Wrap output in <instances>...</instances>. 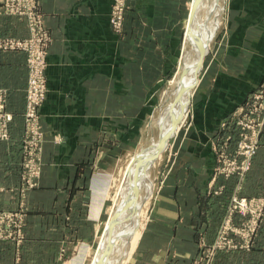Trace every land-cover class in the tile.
Returning a JSON list of instances; mask_svg holds the SVG:
<instances>
[{
	"label": "crops",
	"instance_id": "0c3cea01",
	"mask_svg": "<svg viewBox=\"0 0 264 264\" xmlns=\"http://www.w3.org/2000/svg\"><path fill=\"white\" fill-rule=\"evenodd\" d=\"M38 1L52 37L40 110L44 165L23 210L24 243L0 241V264H52L73 240L70 231L92 220L81 210L92 164L118 141L132 140L134 125L148 115L162 82L178 67L192 0H128L122 33L111 26L113 0ZM225 15L192 96L188 125L176 136L126 264H201L200 248L213 242L222 220L236 180L214 178V141L222 121L264 80V0H229ZM0 34L29 35L26 18L5 13L3 0ZM27 81L26 54L0 49V87L7 89L14 113L10 139L0 140L2 209L20 205ZM114 180L109 174L106 186ZM106 186L94 196L99 211L109 195ZM242 193L264 195V132ZM77 209L79 222L73 225L69 215ZM252 247L249 258L250 252H220L214 264H264V223Z\"/></svg>",
	"mask_w": 264,
	"mask_h": 264
},
{
	"label": "built area",
	"instance_id": "2783aa9c",
	"mask_svg": "<svg viewBox=\"0 0 264 264\" xmlns=\"http://www.w3.org/2000/svg\"><path fill=\"white\" fill-rule=\"evenodd\" d=\"M3 5L7 8V13L25 17L29 28L27 37L0 35V49H23L28 53L29 77L22 138L23 185L24 189L28 190L38 185L37 178L41 170L40 153L43 131L40 124V107L48 92L46 69L52 37L45 26L38 0H3ZM127 8L128 0H113L110 22L117 33H122L124 30ZM231 116L223 121L221 134L218 136L221 139V157H219V169L216 174L226 177L238 174L244 177L253 165L259 146V134L264 123V83L252 95L251 100L237 106ZM13 120L14 113L8 109V91L0 87V140L10 138ZM234 126L237 131L236 136L230 132ZM249 128L254 130L251 136L247 133ZM235 213L248 217L245 225L248 226L249 234L253 238L264 216V202L260 198L234 194L230 199L215 248H220L222 242L226 240L224 235L228 229H233V226L229 224ZM13 216L10 211L0 209V240L14 237V231L18 230L20 224L16 223L17 216L14 219ZM233 230L238 231L235 228Z\"/></svg>",
	"mask_w": 264,
	"mask_h": 264
},
{
	"label": "rangeland",
	"instance_id": "374dc122",
	"mask_svg": "<svg viewBox=\"0 0 264 264\" xmlns=\"http://www.w3.org/2000/svg\"><path fill=\"white\" fill-rule=\"evenodd\" d=\"M222 2L224 4V9L222 10V13L220 14V8H218V10H217V14H218L217 16L219 17V22L221 21L220 22L221 26L218 24V26H217L218 28L216 29V31H215L216 33L214 34V37L210 42V47H209L207 54L205 55V59H206L208 53L211 51L215 40L218 39V35H220L219 33H220L221 29L225 25V16H226L225 14L227 12V4L229 3V0H222ZM39 5H40V3H39ZM6 11H8V10L4 6V12L7 13ZM40 11H42L41 8H40ZM7 14H9V13H7ZM10 15H17V14H10ZM187 19H188V17H187ZM187 19L184 22L185 25H186ZM185 25H184L183 37H184V32H185ZM0 35H3V34H0ZM6 36H13V35H7L6 34ZM14 37H18V36H14ZM184 48H185L184 39H182V45H181L182 54L180 55L181 57H180V62L178 64V67L162 82L159 90L157 91V95H156L154 103L151 104L149 107L148 115L142 121L137 122V124L134 125V129H133V133H132V140L130 142H127V143H125V141H122V143H119V141H118V143L116 144V146L114 147V150L112 152L102 154L103 156L100 157L98 163L92 164V168L90 169L88 179H87V188L89 190L88 196L85 197V202H86L87 206H85L84 204L81 205V210H83L84 212H87L85 216H89V218L92 217L91 218L92 220L91 221L88 220L87 223H79L80 229L77 226L79 229V232L76 231V233H75V232L70 231V233H69L70 239H73V240L69 243V247H68V245L67 246L63 245V247L65 246L64 249L63 250L60 249V251L61 250L63 251V252L62 251L60 252V253H62V254H60L62 256L60 258H56V256H55V259H51L52 264H90V262L94 256L95 249L98 245L99 232H100L101 228L104 226L105 221L110 217L109 215L112 213V211L114 209L117 208L118 202L120 201L121 196H120V194H118L119 195L118 196L116 193H117V189H119L117 187V185H120L118 183H120L119 180L121 179L120 176H121L122 171L124 169V165H125L126 161L129 160V158L132 155H135L136 151L139 148H141L142 144L144 146V145L152 142V140L155 136V133L160 126V121H161L160 114L162 112L161 109L164 108V106L167 104V98L163 97V95H164L163 92L165 90L164 96L170 95L169 94V93H171L170 91H172V89L175 88V86H176V83L171 82V81L174 79L179 80V78L183 74V71L185 69L184 68L185 62L182 60ZM18 51L24 52L26 54V60L28 61V53L23 49H18ZM205 59H204V62H205ZM182 61H183V66H182ZM27 67H28V62H27ZM203 67H204V65H203ZM203 67H202V70H203ZM202 70H201V72H202ZM201 72H200V74H201ZM28 77H29V69H28ZM199 78H200V76H199ZM263 83H264V80L256 89H254L248 95V97L246 98V100L242 104L249 102L251 100L252 95L263 85ZM166 91H167V93H166ZM45 100H46V98H45ZM43 103H42V105H43ZM190 107H189V113H190ZM40 110H41V107H40ZM231 115H233V112L226 119H229L230 117H232ZM188 119H189V117L187 118V121L185 122L186 124L184 123L185 125L184 124L181 125V128L177 131V133L175 135H173L172 137H169L168 147L163 152L162 160L160 161V163L157 166L152 168V169H155V170H153V175H151L152 171L150 174V181L152 182V186H153L152 191L153 192L151 194L152 196L151 197L149 196L148 202L145 203V205L142 209V212H143L142 215H144V216L142 217V215H141V217H140V219H142V220L145 217L143 220L145 224L149 219L150 210H151V207L153 205V201L155 198L156 191L159 187L160 182L162 181V177H163V173H164L163 169L165 166V162H166L168 155L170 154L171 150L173 149V145H174V142L176 140V136L180 133V131L184 127H186L188 125ZM222 123H223V121H222ZM222 123H221V125H222ZM40 124H41V128H42L41 113H40ZM10 131H11V127H10ZM42 131H43V128H42ZM253 131H254L253 129L249 128L247 133L250 134V136H251ZM230 132L236 136L237 131H236L235 126L230 130ZM263 132H264V123L262 125L261 131L259 134V146L257 149V153L254 156V159L258 154V150H259V147L261 144ZM10 137H11V135H10ZM44 137H45V134L43 131L42 150L40 153L41 170H40V175L37 178L38 185L35 188H37L39 186L40 177H41L42 171H43V165H44L43 152H44V144H45V138ZM22 138H23V135H22ZM22 138H21V150H22V159H23ZM220 144H221V139L219 137H217L214 141V146H215L216 154H217V165L215 168V175L214 176L217 175L216 172L219 169V157H221ZM254 159H253V163H254ZM252 167H253V165H252ZM252 167L246 173V175L244 177H242L238 174L231 175L230 177H226L225 175H217V176H222L225 179H235L236 184H235V187L232 190V192L228 198L226 205L224 206V214H223L222 220L218 223V228H217L213 242L206 243V245L204 247L200 248V254L199 255H201V256H200V259H198V261L200 260L201 264H214V261H215V259H217V255L220 252H226V253L231 254V253H234L236 251H241V252L245 251L246 253L250 252L248 255L245 256V258L250 257V255L252 253V248H253L252 245L256 241V239L259 235L260 229L263 226L264 216H263L262 220L260 221V224H259L260 226H258V230L256 231V233L254 234V236L252 238V235L249 234L248 226L245 225V223L248 222L247 221L248 217H245L241 213H235L232 221L229 224V226L232 225L233 229L235 228L238 231H234L233 229H230V230L228 229V231L224 235V239L226 238V240L222 242V245L220 246V248H215V244L217 242L220 230L224 224V220H225L226 214H227V208H228L231 197L234 194L246 196L242 193V190H243L245 181H246L249 173L252 170ZM109 174L111 176L115 177V180H114V182H112L111 185L106 186V184L108 183L107 178H108ZM21 177H22L21 178L22 179V185L19 188V195H20L19 207L15 208L13 210L0 208L2 210H5V211H10L11 214L14 215L13 219L15 218V216H17L16 223L20 224V226L18 227V230L14 231V233H15L14 237H10L7 239H1L0 241H12V242H15L17 244V246L23 245L25 237H26L25 236L26 235L25 234V226L27 224V215H26V213H24L23 210H28L26 199L28 197L29 192L32 190V189H28V190L24 189V185H23L24 175L22 173V170H21ZM105 186H106L107 194L109 193V195L105 197L103 206L101 207V209L99 211L94 206V205L97 206V201H95L94 196H95L96 192L103 189ZM35 188H33V189H35ZM216 190H217L216 193H218V194H220L222 192V190L220 188L216 189ZM246 197L260 198L261 201L264 202V195L263 194L260 196H246ZM83 200H82V203H84ZM143 210L146 212H144ZM74 211H76V210H73L72 214L70 213L69 219L71 218L70 219L71 224L76 225V222H79V221L74 220V218L77 217L76 215L79 213V209H77L76 213H74ZM144 227H145V225H144ZM143 229H142V231H143ZM244 229H245V231H244ZM58 244H59V242H58ZM47 260L50 261V259H47ZM22 261H23V259H16L14 264H21Z\"/></svg>",
	"mask_w": 264,
	"mask_h": 264
},
{
	"label": "bare ground",
	"instance_id": "6f19581e",
	"mask_svg": "<svg viewBox=\"0 0 264 264\" xmlns=\"http://www.w3.org/2000/svg\"><path fill=\"white\" fill-rule=\"evenodd\" d=\"M218 8L221 14L224 9L222 0H192L191 10L193 9L194 15L191 19L188 17L186 25L184 24L185 48L182 60L185 62V69L179 80L171 81L176 86L170 91V95L164 96L165 90L163 92L167 104L161 109L160 126L152 142L144 146L142 144L124 165L118 183L120 185L116 184L119 188L116 194H120V201L117 208L111 210L110 217L99 232V243L90 264H126L135 251L145 225V217L140 219L142 209L153 192L150 174L152 171L153 175L155 169L152 168L162 160L169 137L175 135L187 118H190L191 98L199 82L198 65L208 52L221 22L217 16Z\"/></svg>",
	"mask_w": 264,
	"mask_h": 264
},
{
	"label": "water",
	"instance_id": "95a60500",
	"mask_svg": "<svg viewBox=\"0 0 264 264\" xmlns=\"http://www.w3.org/2000/svg\"><path fill=\"white\" fill-rule=\"evenodd\" d=\"M195 10V9H194ZM193 15H194V11H193V9L191 10V12H190V15H189V19H191L192 17H193ZM207 53H205L203 56H204V58H203V61L202 60H200V62H199V65H198V67L200 68V70H199V72H198V78H199V76H200V72H201V70H202V67H203V65H204V59H205V55H206Z\"/></svg>",
	"mask_w": 264,
	"mask_h": 264
}]
</instances>
